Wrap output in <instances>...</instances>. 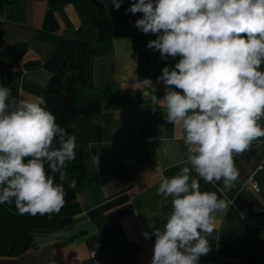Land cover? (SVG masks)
Returning a JSON list of instances; mask_svg holds the SVG:
<instances>
[{
  "label": "clouds",
  "instance_id": "1",
  "mask_svg": "<svg viewBox=\"0 0 264 264\" xmlns=\"http://www.w3.org/2000/svg\"><path fill=\"white\" fill-rule=\"evenodd\" d=\"M111 3L119 10L124 0ZM128 12L142 13L135 27L156 35L147 48L165 60L179 57L157 78L165 85L162 99L150 79L140 82L166 110V121L180 127L186 147V166L162 177L157 189L171 198L163 229L148 221L153 231L142 233L156 238L150 264H198L212 250L215 214L226 213L229 202L201 191L191 173L205 183L222 181L221 192L231 190L239 176L234 156L264 137V0H134ZM76 157V137L57 123L43 97L16 99L0 84V204L14 201L20 215L59 213L65 166ZM75 185L72 179L69 187Z\"/></svg>",
  "mask_w": 264,
  "mask_h": 264
},
{
  "label": "crops",
  "instance_id": "2",
  "mask_svg": "<svg viewBox=\"0 0 264 264\" xmlns=\"http://www.w3.org/2000/svg\"><path fill=\"white\" fill-rule=\"evenodd\" d=\"M48 0H21L0 9L5 34L0 49L20 41L28 45L26 55L7 68L2 84L16 99L43 97L49 78L63 59L68 40L80 25L73 4L56 11L59 28L43 27ZM92 81L101 94L100 111L82 116L73 124L76 149L86 152V184L76 190L80 208L73 225L53 233L36 235L30 247L15 257L0 258L7 264H150L155 236L148 226H163L171 212V198L157 195L162 177L171 178L186 166V147L179 126L168 123L166 110L146 93L140 83L145 78L155 85L162 99L165 85L157 82L165 66L174 67L179 57L162 59L159 51L136 49L129 37L100 42L92 37ZM36 60L38 65L28 66ZM177 90V89H173ZM179 91V90H177ZM259 123L264 125V118ZM165 149L167 152L165 153ZM119 159L128 165L126 175L116 167ZM239 176L231 190L221 192L222 181L205 183L201 191H215L229 202L226 213H216V227L208 236L211 251L198 264H236L223 254L224 232L240 228L245 214L264 211V137L252 142L249 150L234 156ZM160 169L161 171H157ZM101 213L118 222L126 237L139 251L126 257H108L96 236L91 220ZM91 252L100 260L97 263Z\"/></svg>",
  "mask_w": 264,
  "mask_h": 264
},
{
  "label": "trees",
  "instance_id": "3",
  "mask_svg": "<svg viewBox=\"0 0 264 264\" xmlns=\"http://www.w3.org/2000/svg\"><path fill=\"white\" fill-rule=\"evenodd\" d=\"M18 1L21 0H0V9ZM133 2L124 0L120 9L115 10L111 0H48L43 21L46 30L59 28L56 11L67 3L74 5L80 17V25L69 38L66 53L49 78L43 94L47 109L55 114L57 123L71 135L73 124L80 117L100 111L101 94L92 81V37L100 42L129 37L136 49H149L147 43L156 39L155 34H144L135 27V21L142 17V13H126ZM4 34L5 28L0 20V39ZM27 51V43L20 41L0 49V84L6 69L22 59ZM37 65L36 60L28 62L31 67ZM54 146H59L57 141H54ZM76 153V159L65 166L67 179L62 182L66 193L65 205L59 213H53L50 217L20 215L14 201L0 204V258L24 253L36 235L53 233L74 224L81 212L76 190L89 182L86 177V152L76 149ZM116 169L126 175V161L119 159ZM72 179L76 180L74 188L69 187ZM55 183H61L59 174H55ZM91 220L97 227L96 236L103 243L108 257L121 258L139 251L138 245L128 240L118 222L109 220L101 213H94ZM222 245L223 254L234 258L236 264H264V211L245 214L240 228L224 232Z\"/></svg>",
  "mask_w": 264,
  "mask_h": 264
},
{
  "label": "built area",
  "instance_id": "4",
  "mask_svg": "<svg viewBox=\"0 0 264 264\" xmlns=\"http://www.w3.org/2000/svg\"><path fill=\"white\" fill-rule=\"evenodd\" d=\"M91 257L97 262L100 263V260L95 252H91Z\"/></svg>",
  "mask_w": 264,
  "mask_h": 264
}]
</instances>
